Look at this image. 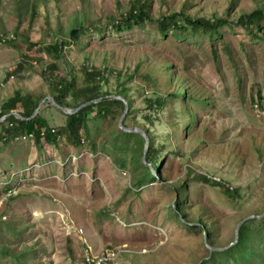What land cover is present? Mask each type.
I'll return each instance as SVG.
<instances>
[{"label": "rangeland", "instance_id": "obj_1", "mask_svg": "<svg viewBox=\"0 0 264 264\" xmlns=\"http://www.w3.org/2000/svg\"><path fill=\"white\" fill-rule=\"evenodd\" d=\"M148 1L151 21L117 32L105 26L106 17L124 14L135 0H0V33L15 34L12 43L0 44V107L13 92L48 95L50 76L40 75L53 62L46 48L55 38L65 41L79 16L102 32L89 27L78 45L60 51L77 74L82 67L112 71L103 90L129 88L136 112L124 116L125 127L140 121L143 94L154 91L184 89L193 118L187 127L179 125L180 99L176 118L171 105L159 112L150 130L155 144H165L164 158L154 175L148 166L152 181L140 184V144L136 136L124 143L111 116L89 122L94 147L88 140L80 148L63 141L56 147L0 143V222L21 229L16 237L1 227L0 245L14 253L31 248L20 264H83L84 249L92 256L112 252L106 264H197L206 255V232L212 246L223 247L234 241L242 219L259 220L264 212V116L251 104L260 94L264 108V37L233 23L219 39L189 29L184 38L162 37L156 24L172 13L234 22L264 7V0ZM45 103L40 116L52 128L63 126L62 112ZM196 175L233 196L237 189L238 204L230 206L222 188ZM190 220L202 226L186 227ZM0 264L14 263L7 258Z\"/></svg>", "mask_w": 264, "mask_h": 264}, {"label": "trees", "instance_id": "obj_2", "mask_svg": "<svg viewBox=\"0 0 264 264\" xmlns=\"http://www.w3.org/2000/svg\"><path fill=\"white\" fill-rule=\"evenodd\" d=\"M149 12L150 5L148 0H135L124 14H120L118 17L108 16L104 23L106 27H111L114 31H127L134 26H141L147 21H151L152 18L149 16ZM34 13L35 10L32 9L31 17ZM156 22L157 28L162 37H166L169 33L171 36H174V38H184L186 37L185 34H188L187 29H189L191 32L201 30L205 32V35L209 39H219L221 38L220 30L224 27L230 28L232 26L231 23L246 29L254 38L264 37L263 6L256 7L250 12L240 15L234 22H229L226 18L216 17L211 19L192 18L182 13H172L167 16H162ZM89 27H91V31L102 32L101 28H97L92 24L85 25L82 18L76 16L71 20L69 27H67L65 34L66 40L62 41L55 38V42L46 48L52 54L53 62L48 63L45 66L44 71L40 72V75L42 78L50 76L51 81L49 84L48 95L36 98L29 93L21 94L19 92H13L12 96L7 98L1 105L0 118L4 115L8 116L2 123H0V143L3 145L17 143L12 142L16 137L32 136V142L36 146H39L40 143L44 141L48 147H56L58 142L63 141L65 146L80 148L83 146L85 140H88L90 141V146L94 147V140H90L89 122H96L105 119L108 116H111V118L116 119L118 122V119L123 112V103L115 97L120 96L126 101L128 111L125 115H130L133 112H136L135 108L131 105L130 96L128 95L129 88L124 87V84H119V90L114 94L102 89V84L108 80L107 76H110L112 71L92 67H82L77 74L76 71H74V68L67 64L64 54L60 51L61 48L68 47L69 43H72L75 46L78 45L81 41V36H84L89 32ZM13 35L15 36V34ZM10 43L12 42L7 44ZM31 45L32 44H29L27 46L30 47ZM59 64H61V68L59 67ZM165 67H167V65L164 66V71L170 67V64L169 67ZM58 69H60L62 73L56 75ZM77 75H80L81 77L80 84H77ZM164 75L165 79L163 84L165 87H168L171 80L168 73L165 72ZM115 78H117V74ZM126 79L130 81L132 77L128 76ZM145 80L149 81V78L146 77ZM112 96H114V98ZM46 97L52 98L54 103L58 106L69 109H76L86 102L95 100H97V102L83 107L74 114L66 115L62 113L64 124L60 128L55 129L50 127L48 122L40 116V110H38V113L31 118L38 104ZM179 99L181 100L182 105L179 114L182 116V121L184 118L186 119L184 122L180 121L179 125L187 127L193 122V118L191 112L186 106L187 94L184 89L172 92L166 91L163 94L154 91L152 96L143 94L142 103L144 104V109L141 110L142 116L140 117V121L134 125V127L141 129L149 140V146L144 155L143 161V138L135 133H124L117 130V136L122 137L124 143L131 138L138 136V139L135 137V140L140 144L139 160L140 166L143 168V171H140V173H145L143 174L144 176L138 175L136 180L138 184L141 182L152 181L153 177H151L150 168L157 172L164 158L162 150L165 148V144L154 143L156 137L152 135L150 130L154 127L152 126V123L154 120L159 121V112H161V110L167 105L173 107V115L176 118V104ZM261 99L262 97L260 94H258V97L255 96V98H252V106L256 104L259 109L262 110L260 104ZM47 106L61 113L48 102H46L43 107ZM13 113L18 114L22 119H17L13 116ZM122 124L124 125L123 122ZM145 124L149 125V127H145ZM174 126H176L175 123ZM144 163L148 164L150 168ZM196 179H199L203 183H210L212 186H216L220 189L222 188L221 191L223 198L228 201L230 206H236L238 204L241 196L237 189L234 190L236 195L233 196L230 189L224 187L220 183L206 179L200 175H196ZM8 191L9 190H6V192ZM7 198H10V195L7 196ZM178 201L179 200L175 202V205H179ZM172 210L175 212V215L181 213L180 215L184 216V213L181 212L180 208L174 210L172 207ZM193 223H197L198 225L195 229L202 226L199 221L195 220H190L185 224L186 227H189L188 225H192ZM1 227L10 235H17L16 237H19L20 228L14 229L9 227L7 223L0 222V233ZM206 236V242L210 247L219 248L220 250L208 251L206 249V255L197 264H264V217L259 220H249L244 222L237 232L236 243L231 246L229 245L233 242V237L227 245L223 247H214L211 243L212 239L210 232H206ZM30 251L31 248H28L23 249L19 253H14L11 252L8 247L0 245V261L1 259L10 258L14 264H20V261L24 259V255L29 254Z\"/></svg>", "mask_w": 264, "mask_h": 264}, {"label": "water", "instance_id": "obj_3", "mask_svg": "<svg viewBox=\"0 0 264 264\" xmlns=\"http://www.w3.org/2000/svg\"><path fill=\"white\" fill-rule=\"evenodd\" d=\"M112 97L114 98V96H112ZM115 98L121 100L122 103H123V112H122L120 118L118 119L117 127H118V129H119L120 131H122V132H124V133H135V134L140 135V136L143 138V140H144L143 150H142V161H143L144 155H145V153L147 152V149H148V146H149V140H148V137L146 136V134H145L141 129H139V128H137V127H125V126L122 124L123 118H124V116H125V114H126V111H127V103H126V101H125L122 97H120V96H117V97H115ZM45 102L50 103L51 105H53L55 108H57V109H58L60 112H62L63 114L70 115V114H74V113L77 112L78 110L82 109L83 107H85V106H87V105H89V104H91V103H95V102H97V100H95V101H90V102H86V103L80 105V106H79L78 108H76V109H69V108H65V107H60V106H58L57 104L54 103V101L52 100V98H50V97H46L44 100H42V101L38 104V106L36 107V109L34 110L32 116H31V118L34 117V116L38 113L39 107L41 106V104H43V103H45ZM7 116H8V115H4V116H2V117L0 118V123H2V122L5 120V118H6ZM13 116H15L17 119H22V118H21L18 114H16V113H13ZM144 164H145L146 166H149V165L146 164V163H144ZM149 167H150V166H149ZM151 170H152V169H151ZM152 172H153V175H154V171H153V170H152ZM263 216H264V212H263V214L257 216V218L261 219ZM249 218H253V217H248V218L242 219V220L236 225V228H235V230H234V241H233L229 246H231V245H233V244L236 243V241H237V232H238V228H239V226H240L244 221L248 220ZM203 241H204V246H205V248H206L207 250H209V251L220 250V249L212 248V247L208 246L207 243H206L205 238L203 239ZM226 248H227V247H226ZM222 249H223V248H222ZM224 249H225V248H224Z\"/></svg>", "mask_w": 264, "mask_h": 264}, {"label": "built area", "instance_id": "obj_4", "mask_svg": "<svg viewBox=\"0 0 264 264\" xmlns=\"http://www.w3.org/2000/svg\"><path fill=\"white\" fill-rule=\"evenodd\" d=\"M15 40L13 34H2L0 33V44H7ZM106 76V75H105ZM253 108L256 112L264 116V108L259 109L258 105L254 104ZM32 141V136H20L12 140V142H24ZM10 191H8L9 193ZM7 193V194H8ZM11 193V192H10ZM7 194L5 196H7ZM9 196V195H8ZM81 233V232H80ZM112 252H109L107 249L103 250L98 256H92L87 249H84L83 252V264H106L112 259Z\"/></svg>", "mask_w": 264, "mask_h": 264}, {"label": "crops", "instance_id": "obj_5", "mask_svg": "<svg viewBox=\"0 0 264 264\" xmlns=\"http://www.w3.org/2000/svg\"><path fill=\"white\" fill-rule=\"evenodd\" d=\"M48 107V106H47Z\"/></svg>", "mask_w": 264, "mask_h": 264}]
</instances>
